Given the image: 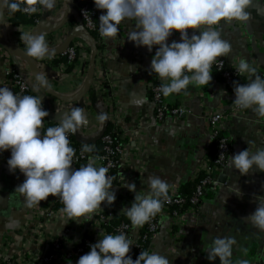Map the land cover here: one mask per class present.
I'll return each instance as SVG.
<instances>
[{
    "label": "clouds",
    "instance_id": "obj_1",
    "mask_svg": "<svg viewBox=\"0 0 264 264\" xmlns=\"http://www.w3.org/2000/svg\"><path fill=\"white\" fill-rule=\"evenodd\" d=\"M71 0L63 14L65 20ZM257 0H94L99 17V32L102 37L113 40L118 37L120 26L134 23L128 40L136 47H145L149 52L156 48L151 61V73L155 74L164 96L185 92L189 86L208 87L212 80L213 66L223 69L220 59L232 58L231 43L222 38L217 30L222 24L252 20ZM57 0H0V24L5 23V11L13 15L18 11L36 14L42 10L52 11ZM189 30H193L189 33ZM179 33L180 41L169 39ZM198 33V34H197ZM25 44L24 55L35 61L51 59L53 52L42 32L21 34ZM43 67V66H41ZM235 71L246 75L249 82H234V105L250 109L257 117L264 118V77L246 60L236 65ZM32 89L40 93L51 89L47 73H35ZM49 112L43 106L42 95H18L5 86H0V154L10 151L7 161L9 171L17 170L25 177L16 192L24 196L28 207L39 206L50 196L63 203L62 214L69 222L91 221L102 204L112 206L116 201L113 177L105 166H96L89 159L86 165L73 168L75 150L70 146L69 134H75L90 121L84 111L73 107L63 112L54 127L44 130V121ZM85 152H91L89 147ZM229 169H236L243 176L253 170L264 172V148L253 152L247 148L228 162ZM147 190L137 192L135 183L125 187L135 194L130 208L122 213L131 221L134 229L143 228L162 212L170 199L174 185L159 176L147 177ZM237 195H240L237 190ZM256 210L246 217V222L264 232V197L256 198ZM234 237L216 236L209 246L207 259L215 264H233ZM133 239L121 232L102 234L91 250L81 256L77 264H170L168 255L158 251H142L135 260L130 256ZM240 264H247L241 261Z\"/></svg>",
    "mask_w": 264,
    "mask_h": 264
},
{
    "label": "crops",
    "instance_id": "obj_2",
    "mask_svg": "<svg viewBox=\"0 0 264 264\" xmlns=\"http://www.w3.org/2000/svg\"><path fill=\"white\" fill-rule=\"evenodd\" d=\"M66 8V0H57L54 10L41 11L38 15L40 20L35 25L19 27L9 23V14L5 11L6 25L0 24V36L10 45L25 51L21 34L26 30L33 32L42 24L59 27L64 21ZM250 11L253 18L249 23L232 22L217 27L222 38L228 40L233 48L231 59H221L229 63H239L246 59L256 70L264 71V0H257ZM76 21V17L72 15L63 28L45 34L53 53L63 49L70 36L80 31L74 28L78 25ZM20 27H24L23 30ZM133 28L134 23L122 24L118 37L113 40L103 38L102 48L99 49L95 73L97 77H111L112 82L109 80L108 85L114 108L105 111L95 107L90 94L77 104L84 105L91 101L92 105L86 108L85 113L90 121L89 127L96 132H106L109 125H113L117 131L111 113L115 115L118 111L137 119L139 116L145 131L135 139H128L130 146L127 154L130 167L142 170V177L138 174L141 180L135 184L136 189L147 190V177L155 175L175 186L171 192L185 194L193 183L196 170L203 165L207 151L210 150L212 155L213 143L204 121L205 114L214 109L229 112L230 102L225 94L217 92L211 84L208 87L190 85L186 94L182 92L166 96L170 106L176 107L184 103L189 113L183 118H167L157 124L154 120L151 90L154 81L150 76L156 48L149 52L147 48H138L129 41L128 34ZM192 31L189 30V33ZM173 40L180 41L179 33L173 34L169 44ZM255 42L261 48L253 46ZM74 45L84 53H81L83 60L69 67L65 74L51 70L53 67L59 70L64 63L60 57L65 54L43 61L34 60L38 72L43 70L47 73L51 89L68 99L77 97L84 89L88 78L85 70L90 66L92 55L91 44L85 38H77L71 46ZM6 69L23 74L30 86L35 82L26 61L0 45V86L10 88L9 78L4 74ZM242 78L247 84L248 79ZM158 83H161L159 78ZM31 91L34 96H43V104L48 101L53 105H64L43 89L40 93L33 89ZM135 122L136 119L129 117L126 120L127 128L133 127ZM230 124L228 136L233 143L230 158L247 148L253 152L264 148V118L257 117L249 109L244 112V116L237 114ZM5 153L10 158L11 152ZM1 158L2 154L0 162ZM6 168L8 169L4 170L0 164V235L9 230H19L29 219L35 220L27 215L29 208L22 195L16 192L21 173L17 170L12 174L8 165ZM217 180L220 185L218 192L209 194L197 211L186 215L181 224L177 225L170 218L162 220V229L153 238L150 252L158 251L168 255L170 264H211L207 253L213 239L216 236H229L237 241L233 249V264H240L241 261H247V264H264V232L255 229L245 219L256 210V198L264 197V172L253 170L243 176L238 170L229 169L227 164L217 175ZM237 190L240 195L236 194ZM107 207V204L101 206L102 209ZM64 224L63 220H54L51 229L62 232ZM215 264H220L218 258Z\"/></svg>",
    "mask_w": 264,
    "mask_h": 264
},
{
    "label": "built area",
    "instance_id": "obj_3",
    "mask_svg": "<svg viewBox=\"0 0 264 264\" xmlns=\"http://www.w3.org/2000/svg\"><path fill=\"white\" fill-rule=\"evenodd\" d=\"M74 1L75 3L86 1V4L80 9H74L73 15L76 17V22L78 23L74 27L75 30L95 31L97 27L96 18L100 17L103 13L96 9L94 0ZM19 2H23V0H19ZM23 14L31 17L41 14V11L36 14H27L24 12ZM20 28L23 30L24 27ZM232 28L235 27L233 26ZM103 38L101 36L100 42H102ZM253 46H257L256 42L253 43ZM257 47L261 48L259 46ZM77 48L75 45L70 47L65 53L66 61H64L59 70L55 67L53 69L51 68V70L63 74L68 72L69 67L77 61ZM82 54L84 53L82 52ZM82 60L83 57L81 56L79 62ZM221 60L224 64L223 69L220 70L217 66H213V80L211 85L217 92L225 94L227 101L230 102L229 107L231 110L227 112L224 109H214L205 114L204 121L208 126L209 136L213 145L216 144V153L213 159L210 150L205 154L203 165L196 170L193 177V183L199 180L196 193L189 201L182 197L180 192H170L169 201L164 204L162 212L157 217L152 219L150 223L144 225L143 228H133L131 221L122 213V210L131 207L135 199V194L130 192L125 185L133 182L135 184L138 183L142 177V170L130 167L128 164L127 154L128 147L130 146L128 139H135L137 135H141L145 130L143 121L139 119V116L137 119V117L128 116L117 111L115 115L111 113V116L114 117L113 122L116 123L117 133L122 137L120 142H115L105 132L102 133V131L99 132L98 130L96 132V130L89 127L90 124L75 134H69L68 137L70 146L73 145V139L75 138L79 143L84 145V148L89 147L92 149L91 152H85L82 148L75 153L73 159L74 169L86 165L89 159L95 160L96 166H105L109 169L108 174L113 177V182L116 181L115 184L113 183L117 197L115 203L110 207L108 206L107 208L99 210L91 221L84 220L81 223L69 222L67 220L61 212L63 206L60 205L61 201L57 197L50 196L47 201H42L39 206L28 207L29 212L27 215L34 217L35 220L33 218L29 219L19 230H9L0 235V264H77L79 258L90 252V246L97 243L102 234L115 235L121 232L133 239L135 246L132 247L130 256L135 260L140 255V252L136 251L139 248V241L147 239V237L142 236L145 227H148L156 235L162 229L161 222L163 219H173L174 223L179 225L183 222L186 215L197 211L198 207L203 203L202 197L205 191L218 192L220 185L217 180V175L226 168L233 150V143L228 136V128L231 126L230 123L237 114L244 116V112L249 110L240 109L234 105L235 95L234 91H231L236 77L240 76L247 79V76L240 75L235 71L238 63H229L223 59ZM214 70L222 73V79L215 75ZM85 72L88 75L89 67ZM258 73L264 77L263 70H258ZM4 74L5 77L9 78L11 84L10 89L14 94L32 95L29 81L23 74L17 73V71L12 69H6ZM150 76L154 81L151 90L154 105V120L156 123L160 124L167 118L180 119L185 117L189 113L187 106L184 103L176 107L170 106L160 90L158 77L153 73ZM109 80H111L110 76L103 77L101 75L97 77L95 73L92 86L93 91L97 95V102L94 106L102 108L105 111L114 108L110 86L108 85ZM90 105H92L91 101L84 103V105L77 103L53 105L48 102V112L51 117L55 118L59 117L65 111L70 112L73 107L82 108L86 112V108L90 107ZM43 106L47 111L45 104ZM129 117L134 118V120L136 119V122L133 127L127 128L126 120ZM58 122L59 120L54 122L47 117L44 121V130L50 125L52 127L56 126ZM97 139L102 140L107 145L105 147L106 155L98 153L96 147ZM8 159L7 154L5 152L2 153L0 164L3 165L4 170L8 169L6 168ZM139 173L141 177L138 175ZM24 179L25 177L21 174L18 178V186L23 183ZM139 191L146 190H137V192ZM22 197L25 200L23 195ZM187 205H189L188 208L182 213L173 211V207L183 209ZM58 219L65 222L62 232H59V230L54 232L51 229L54 220ZM116 219H124L125 222H122L117 227H113L112 221Z\"/></svg>",
    "mask_w": 264,
    "mask_h": 264
},
{
    "label": "trees",
    "instance_id": "obj_4",
    "mask_svg": "<svg viewBox=\"0 0 264 264\" xmlns=\"http://www.w3.org/2000/svg\"><path fill=\"white\" fill-rule=\"evenodd\" d=\"M84 4H86V1H81V2H76L75 3V9H80ZM40 20V17L38 15H34V16H27L25 14H23L22 11H18L16 12L15 14L13 15H9V23H11L13 26L15 27H19V26H22V25H35V23ZM99 25H100V21H99V17L96 18V30L95 31H92L90 32V34L95 38V40L97 41L98 43V47L99 49L102 48V44H101V34L99 32ZM73 47V46H71ZM81 49L78 47L77 48V61L74 63L75 65L78 64L79 62V58L81 57ZM60 60L61 61H66V55L65 56H62L60 57ZM74 64L72 66H74ZM214 73L215 75L222 79V73L218 72L217 70H214ZM235 82H239L241 84H245V80L242 78V77H236L235 78ZM234 86L231 88V91H234ZM165 99H166V96H164ZM90 98L92 100V103L93 104H96L97 102V95L95 94L94 91H91L90 92ZM49 127H52V125H50ZM106 135H109L111 136L115 142H120L122 140V137L120 136L119 133H117L115 127L113 125H109L106 129V132H105ZM107 145L102 141V140H99L97 141L96 143V147H97V150H98V153L101 154V155H106V150H105V147ZM74 150H75V153L80 151L82 148L84 149V145H82L81 143H79L75 138L73 139V145L71 146ZM216 153V144L213 145L212 147V159L214 157ZM114 184L116 183V181L113 182ZM199 183V180H197L195 183H192L191 186L189 187L188 189V192L185 193V194H181L182 197L186 198V200H190L196 193V190H197V185ZM213 192L212 191H205L203 197H202V200L204 201L206 198H208L209 194H212ZM60 205L61 206H64L62 202H60ZM189 205H187L185 208L183 209H179L178 207H173V211H179V213H182L186 210V208H188ZM158 216V215H157ZM156 216V217H157ZM122 222H125L124 219H116V220H113L112 221V226L113 227H117L119 226ZM110 230V229H109ZM111 231V230H110ZM142 236L143 237H147L146 240H140L139 241V248H137V252H142V251H148L150 252V247H151V244H152V240L153 238L155 237V234L152 233L148 227H145L143 229V232H142Z\"/></svg>",
    "mask_w": 264,
    "mask_h": 264
},
{
    "label": "water",
    "instance_id": "obj_5",
    "mask_svg": "<svg viewBox=\"0 0 264 264\" xmlns=\"http://www.w3.org/2000/svg\"><path fill=\"white\" fill-rule=\"evenodd\" d=\"M66 1L68 2V0H66ZM69 9L70 10L67 12L65 20L63 21V23L59 27H55L54 28V27L47 26V24H42V25H39L34 31L38 32V33L42 32V33L46 34V33L55 32V31L63 28L67 24V22L69 21L71 16L73 15V12H74V9H75V1L74 0H71V2L69 4ZM77 38H85L86 40H88L90 42L91 48H92V55H91L90 66H89V73H88V76H87L88 78H87V82H86V85H85L84 89L82 90V92L77 97H75L73 99H68V98H65V97H63L61 95H58L52 89H50V90L49 89H43L47 94L51 95L52 97H55L56 99L62 101L63 103H66V104L79 103V102L83 101L86 96H88L90 94V92L92 91V86H93V82H94V76H95V72H96V63H97V57H98V54H99V47H98L97 41L90 34V32H87V31H84V30H80V31H77V32L73 33L70 36V38L68 39L65 47L63 49H61L60 51L53 53L52 57H57V56L65 54L70 49L73 41H75ZM0 45L4 49L9 50V51L21 56L26 61V63L28 64V66H29V68L31 70V73H32V75H33V77L35 79V73H37L38 70L36 68L34 60L32 58L26 57L24 55L25 51H23L19 47L10 45L6 40L1 38V36H0ZM45 106H46V109L48 111V101L45 102ZM48 117H49L50 120H52L54 122L60 119V116L53 118V117H51L50 114H49ZM99 139H97L96 141H98ZM85 143H87V142H85Z\"/></svg>",
    "mask_w": 264,
    "mask_h": 264
}]
</instances>
